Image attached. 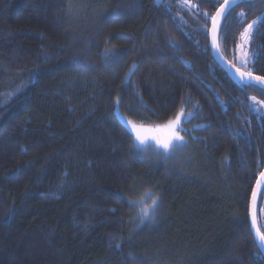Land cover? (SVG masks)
Masks as SVG:
<instances>
[{"label":"trees","instance_id":"1","mask_svg":"<svg viewBox=\"0 0 264 264\" xmlns=\"http://www.w3.org/2000/svg\"><path fill=\"white\" fill-rule=\"evenodd\" d=\"M192 3L0 0V264H264L249 220L264 169L251 98L264 91L213 57L204 13L223 0ZM241 11L246 22L229 16L220 39L237 66L264 0ZM251 48L264 77V24ZM181 108L189 157L155 167L119 113L155 125ZM148 189L159 203L142 223L151 199L129 200ZM258 218L264 230V190Z\"/></svg>","mask_w":264,"mask_h":264},{"label":"snow or ice","instance_id":"2","mask_svg":"<svg viewBox=\"0 0 264 264\" xmlns=\"http://www.w3.org/2000/svg\"><path fill=\"white\" fill-rule=\"evenodd\" d=\"M249 0H223V3L219 4V7L216 10L215 15L209 13H204L205 17H210L211 20V35H212V47L214 49L218 48L217 43L218 37L223 40H227V31L223 30L225 27L222 26L221 21L227 20L229 16H234L238 24H243L246 22V13L241 11L240 13H235V7H238L240 4H247ZM213 6L219 3V0H212ZM178 5L180 7H186L189 11L197 6L192 3V0H178ZM264 24V13H261L256 19H253L251 22L246 23V27L240 33L241 43L238 45L240 50V55L238 60L244 67H247L248 64L254 63V56L256 53H249L247 51V46L253 38L254 30L260 25ZM207 34V31L205 32ZM107 55V53H106ZM235 67V65H233ZM238 77L242 84L245 87L252 86L254 84H259L261 91H264V77L254 76L252 71H240L239 68L236 69ZM253 101L256 100L255 97L251 98ZM150 111L155 114L154 109ZM184 114V109H179L175 118L167 120L164 124H155V125H145L143 122H134L132 120H127L126 124L130 126V131L133 133L132 138V148L134 150H139V146L147 145L150 141H154L156 146L161 149L165 154H170V150L183 146L185 143L184 138L180 135V131H184L181 127L182 116ZM188 115H191L190 113ZM261 179L257 181L258 185H264V172L260 173ZM148 197L151 199V204L140 207L139 212L137 213L138 218L143 223L145 218H150L151 212L154 211L155 207L158 206L159 197L151 195V189L145 191L141 199L139 200H129L130 207H137L138 205L143 204V197ZM257 198V190H253L252 199H253V209L251 211V228L254 230L255 239L260 242V245L264 247V230L261 226H258L257 216L255 211V203ZM119 247V245H117Z\"/></svg>","mask_w":264,"mask_h":264},{"label":"rangeland","instance_id":"3","mask_svg":"<svg viewBox=\"0 0 264 264\" xmlns=\"http://www.w3.org/2000/svg\"><path fill=\"white\" fill-rule=\"evenodd\" d=\"M241 43H238V45ZM247 51L249 53H255L253 51V49L251 48V41L249 42L248 46H247ZM240 55V50L237 46V63L240 67H242L243 69L247 70V71H251L252 70V63L248 64L247 67H244L243 65H241V63L238 60V56ZM255 60V56L253 58ZM253 104L255 106L256 111L261 114L264 115V103L263 102H259V101H253ZM121 119L126 123V121L128 120L127 117H125L124 115H122L121 113H119ZM127 125V124H126ZM129 128L130 126L127 125ZM147 126V125H146ZM184 123H183V119L181 121V127L183 128ZM184 129V128H183ZM133 134V133H132ZM180 135L184 138V141L186 144V142L189 141V138L187 135L183 134V131H180ZM183 146H178L175 147L173 149L170 150V154H165L161 149L158 148V146H156L154 141H150L147 146L150 147H146L147 149H149V154L146 155H142L148 162L154 164L155 167H159L160 164L161 165H166L174 170H179L182 168V162L185 161L189 155H185V156H181L183 155V152L186 151L187 148H185L184 145ZM154 149V150H152ZM157 151H160L157 153ZM153 158V159H152Z\"/></svg>","mask_w":264,"mask_h":264},{"label":"water","instance_id":"4","mask_svg":"<svg viewBox=\"0 0 264 264\" xmlns=\"http://www.w3.org/2000/svg\"><path fill=\"white\" fill-rule=\"evenodd\" d=\"M249 1H254V0H249ZM216 13V12H215ZM215 15V14H214ZM223 22L224 20L221 21V24L223 25ZM212 27V25H211ZM211 27H210V30H209V40H210V48H211V51H212V54H213V57L214 59L216 60V62L226 71V73L235 81L237 82H241L239 77H238V73L236 72V69L239 68L240 71H246L244 70L243 68L235 65L234 63H232L222 52V49H221V46H220V38L218 37V45L219 47L214 49L212 47V35H211ZM233 65H235V67H233ZM254 76H260V75H257V74H254ZM260 77H263V76H260ZM256 86L259 87V84H254ZM264 172V169L263 171ZM261 179V176L259 175L258 180ZM257 181H256V184L254 186V189L253 190H257V198H256V203H255V211H256V216H257V223H258V226H260L259 224V218H258V206H259V201H260V197H261V194L264 190V185H258L257 184ZM253 193V192H252ZM253 209V199H252V195H251V200H250V207H249V220H250V225H251V211ZM252 230V228H251ZM252 233H253V236L255 238V235H254V230H252ZM256 244L258 246V248L260 249L262 255L264 256V247H262L260 245V242L258 240H256Z\"/></svg>","mask_w":264,"mask_h":264}]
</instances>
